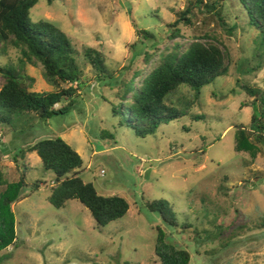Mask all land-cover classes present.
I'll return each mask as SVG.
<instances>
[{
  "label": "rangeland",
  "instance_id": "1",
  "mask_svg": "<svg viewBox=\"0 0 264 264\" xmlns=\"http://www.w3.org/2000/svg\"><path fill=\"white\" fill-rule=\"evenodd\" d=\"M203 1L194 7L189 26L177 25L188 0H39L31 12L33 23L50 22L68 35L81 53L84 75L68 114L21 118L16 130L0 125V168L7 182L0 187V264H162L156 254L160 231L191 254L190 264H264V145L250 130L254 99L242 88H264L258 32L238 2H222L208 12L205 5L214 0ZM175 30L181 36L173 39ZM144 31L155 38L144 40ZM206 33L229 54V73L202 89L189 115L167 120L155 134L141 138L121 127L112 112L116 83L147 70L146 54L155 48L160 52L175 42L188 46ZM87 48L104 55L112 79H98L84 59ZM21 58L10 48L0 55V64L20 67ZM26 74L34 79L31 91H54L41 68L27 65ZM3 83L0 75V90ZM193 97L181 86L167 104L182 110ZM70 102L67 98L55 108ZM57 137L83 158L86 183L102 196L128 201L123 219L100 229L76 200L54 208L49 197L55 173L36 153L21 161L22 169L16 164L15 155L25 147ZM160 200L171 204L177 225L147 208Z\"/></svg>",
  "mask_w": 264,
  "mask_h": 264
},
{
  "label": "trees",
  "instance_id": "2",
  "mask_svg": "<svg viewBox=\"0 0 264 264\" xmlns=\"http://www.w3.org/2000/svg\"><path fill=\"white\" fill-rule=\"evenodd\" d=\"M190 2L182 13L180 21L192 26L193 9L196 5H204L203 0ZM227 1H236L242 7V13L248 23L258 32L257 46L260 60L264 59V0H214L206 4L208 12H214L217 5ZM39 0H0V55L4 56L10 48L22 54L21 66H2L0 75L4 83L0 90V125H8L16 130V121L25 117H39L49 120L55 116L66 115L74 106L83 71L79 63L81 53L77 51L68 35L54 24L41 21L33 23L31 12ZM221 22L224 20L220 17ZM174 27V26H170ZM144 40L154 39L149 31H144ZM181 36L180 30L172 32L171 38ZM147 53L145 64L147 70L135 72L131 79H122L116 83L119 87L117 102L113 103V116L121 127L132 128L136 135L145 138L155 134L160 125L167 120L178 119L189 115L191 105L200 100L204 87L213 84L219 77L226 76L230 70V56L221 42L213 35L206 33L196 37L188 46L180 42L159 52ZM84 59L93 68L100 81L112 79L104 55L87 48ZM31 65L42 69L46 81L54 91H31L34 79L23 75L25 67ZM31 81L25 85L24 80ZM139 79V82L136 80ZM78 87L74 88L73 85ZM68 85L69 88H65ZM181 86L194 92V100L186 103L182 110L170 107L168 97ZM246 93L254 99L252 123L250 130L255 142L264 145V88L254 89L242 85ZM71 102L62 109L55 107L65 99ZM259 103V105H257ZM243 136H248L245 130ZM250 135V134H249ZM36 153L47 171L55 173V186L51 188L49 201L56 209L64 208L68 202L76 200L88 209L98 228H104L123 219L130 210L128 201L120 196H102L92 183L82 179L84 160L81 155L60 137L42 139L21 150L15 155V162L22 169L29 154ZM20 161V162H19ZM25 175L18 186L24 184ZM7 184L0 168V187ZM36 185V189L40 188ZM6 200V206L12 205ZM151 212H158L163 221L177 225V216L171 204L165 200L148 202ZM166 233L160 231L156 246V254L162 264H190L191 254L168 242ZM12 241L4 242L9 246Z\"/></svg>",
  "mask_w": 264,
  "mask_h": 264
},
{
  "label": "built area",
  "instance_id": "3",
  "mask_svg": "<svg viewBox=\"0 0 264 264\" xmlns=\"http://www.w3.org/2000/svg\"><path fill=\"white\" fill-rule=\"evenodd\" d=\"M105 172H103V174H104Z\"/></svg>",
  "mask_w": 264,
  "mask_h": 264
}]
</instances>
